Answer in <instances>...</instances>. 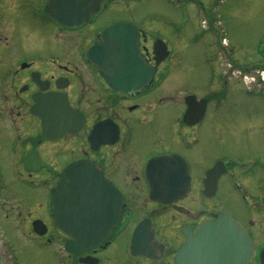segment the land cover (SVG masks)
Here are the masks:
<instances>
[{
  "label": "flooded vegetation",
  "instance_id": "flooded-vegetation-1",
  "mask_svg": "<svg viewBox=\"0 0 264 264\" xmlns=\"http://www.w3.org/2000/svg\"><path fill=\"white\" fill-rule=\"evenodd\" d=\"M47 1L0 0V167L22 169V182L38 189L36 200L25 201L0 175V223L56 248L53 264H177L186 233L225 214L251 238L248 264H264V98L232 86L226 70L211 72L206 96L186 88L172 75L174 65H164L172 55L167 45L156 63L159 36L146 37L130 18H99L116 0H101L88 20L70 27L44 11ZM121 22L136 27L140 54L155 69L138 90L110 85L87 58L101 31ZM257 56L250 68L261 73L264 91V45ZM226 126L244 133L242 151L211 141ZM159 156L175 158L162 176L165 197H177L171 201L150 197L147 162ZM79 161L101 172L125 202L108 238L74 253L65 248L70 238L56 224L51 198L67 181L65 169ZM135 230L148 238L132 242ZM0 240V264H18L14 241Z\"/></svg>",
  "mask_w": 264,
  "mask_h": 264
},
{
  "label": "water",
  "instance_id": "water-1",
  "mask_svg": "<svg viewBox=\"0 0 264 264\" xmlns=\"http://www.w3.org/2000/svg\"><path fill=\"white\" fill-rule=\"evenodd\" d=\"M101 0H48L44 11L64 26H77L97 12ZM139 32L130 23H115L106 26L100 40L87 51L88 61L101 67L110 85L121 90L140 89L151 78L154 68H149L138 46ZM166 44L154 42L156 63L168 54ZM131 80L128 83L118 82ZM173 156H159L147 162L150 197L167 201L163 191V166L171 169ZM67 181L60 182L52 191L56 224L70 240L65 248L74 253L89 250L104 241L114 226L119 223L120 212L125 202L121 194L108 183L101 172L90 163L76 162L64 171ZM169 175V174H168ZM169 180H172L170 177ZM148 238L138 230L132 242ZM252 243L248 233L231 216L221 214L200 224L194 234L186 233V240L175 255L177 264H248Z\"/></svg>",
  "mask_w": 264,
  "mask_h": 264
},
{
  "label": "rangeland",
  "instance_id": "rangeland-1",
  "mask_svg": "<svg viewBox=\"0 0 264 264\" xmlns=\"http://www.w3.org/2000/svg\"><path fill=\"white\" fill-rule=\"evenodd\" d=\"M116 1L113 8L108 6L102 10L99 18H130L147 31L146 37L159 36L172 52L164 65H174L172 75L179 81L184 80L186 88H197L202 96H206L211 72L216 71L218 75L220 71L226 70V78L232 86L251 90L252 93L248 96L255 98L254 100L264 98V91L258 90L263 88L259 82L261 73L250 68L257 61V54L264 45V0ZM228 65H231L229 70ZM181 68L185 71H181ZM244 75L248 78L242 79ZM174 84L177 86L180 83ZM235 88L232 87V90L235 91ZM226 121L231 125L242 124V121L235 122L234 119L227 118ZM201 126L209 127L208 122ZM211 141L218 146L227 145L233 153L242 151L243 145L247 143L244 133L228 126L220 131L216 141ZM252 143H256L255 138ZM20 171H15L14 174L9 168L0 167V175L7 188H15L21 199L33 202L37 198L35 190L38 189L25 185L20 179ZM22 214L28 215L27 210H23ZM3 223H0V239L8 237L14 241L16 263H54L58 256L56 248L43 244L45 250L39 241L20 231H14L11 226ZM1 243L0 240V245ZM119 246L122 244L119 243ZM121 257L122 254L118 259Z\"/></svg>",
  "mask_w": 264,
  "mask_h": 264
}]
</instances>
